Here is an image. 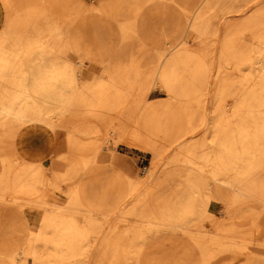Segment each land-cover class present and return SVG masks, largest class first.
<instances>
[{"label": "bare ground", "instance_id": "6f19581e", "mask_svg": "<svg viewBox=\"0 0 264 264\" xmlns=\"http://www.w3.org/2000/svg\"><path fill=\"white\" fill-rule=\"evenodd\" d=\"M89 1L97 6L94 9L107 15L94 0ZM238 1L115 0L117 9L113 17L119 24L117 31L97 21L92 43L85 49L77 35L73 50L84 55L75 65L65 60L67 35L53 14L47 29L33 25L35 19L31 18L35 31L29 37L25 34L26 26L20 29L16 18L7 23L0 32V128L36 123L56 129L66 121L68 147L61 155L67 163L66 172L61 174L57 164L53 165L51 179L39 176L44 170L26 161L15 164L3 159L0 201L44 199L54 211L44 218L35 236L27 228L19 238L18 230L1 236L0 264H27L26 259L18 260L22 253L33 257L36 263L81 264L97 225L85 218L83 226L76 215L86 217L87 213L97 212L86 187L88 176L101 171L96 158L103 141L117 138L152 154L156 161L193 132L195 115L189 105L200 104L213 74L218 84L210 140L214 154L199 155L197 147L188 146L186 152L180 148L173 159L216 183L208 188L210 194H203L202 181L190 178L187 204L169 202L155 210L149 204L148 192L140 194L137 207L131 212L135 224L124 231L113 228L111 241L104 248L111 249L110 264H170L174 253L166 252L163 246L168 238L172 239L169 234L178 231L176 224L185 221L188 227L184 232L191 242L188 250L198 251L202 258L199 264H210L221 253H228L233 261L243 259V264H258L256 251L247 246L257 237L226 228L210 210L214 201L224 204L225 213L248 201L264 206V5L260 6L264 0H242L246 2L243 8L235 9L231 2ZM44 3L45 9L37 2L28 8L39 10L40 17L42 12L47 16L58 5L57 1ZM254 8L240 25L228 24L230 29L217 68L202 45L191 43L189 36L206 37L214 20L220 22L227 14H241ZM250 30L257 34L254 43L246 45L243 35ZM85 59L104 70L82 84L79 68ZM155 83L169 98L156 106L146 105ZM134 99L142 105L134 117L124 119L120 112L131 106ZM70 112L73 114L67 118ZM99 120L106 124L99 125ZM210 166L213 169L208 170ZM105 169V174L115 176L123 184L117 204L133 192L134 182L139 183V178L147 173L132 178L120 157L111 154ZM62 183L70 190L64 199L60 192ZM44 188L48 192L41 193ZM186 213L189 221L184 219ZM205 223L210 224V230H205ZM40 253L47 257L46 262L39 259Z\"/></svg>", "mask_w": 264, "mask_h": 264}, {"label": "rangeland", "instance_id": "374dc122", "mask_svg": "<svg viewBox=\"0 0 264 264\" xmlns=\"http://www.w3.org/2000/svg\"><path fill=\"white\" fill-rule=\"evenodd\" d=\"M44 1L48 3L53 1L58 2V5L51 8L49 13H47V16H45V12H42L41 16L38 17L39 10L34 12V10L28 8L30 4L37 2V4H42L43 9H45L44 4L46 3ZM94 1L101 8L105 9L107 15L101 14L98 10L94 9L97 6L91 5L92 2L89 0H0V32L3 31L11 19L16 18L20 29L26 26L25 28L28 30L25 34L26 37H29L35 31L33 26L30 25L31 18L35 19L33 25H36L40 29H47L51 27L50 17L53 14V18L58 20L57 22L67 35L66 46L68 47V52L65 60L75 65L80 61V55H84V52L77 54L73 50L77 35L81 37V45L85 49L86 45L92 43V31L97 21H103L114 32L117 31V26L119 25L113 17L115 9H117V7L114 8L115 0ZM244 3L246 2L242 0L234 3L231 2L235 9L243 8ZM263 5L264 1L260 6ZM254 10L256 9L254 8L252 11L248 9L241 14H227L220 22L214 20L211 32L202 39H198L195 35H190L191 43L202 45L208 54H210V57H212L214 66L217 68L220 64L219 60L223 49V41L230 29L228 28V24L230 26L240 25L242 19L250 15ZM178 13L179 11L177 10L176 18L179 17ZM234 32L237 33V31ZM256 34L257 32L251 30L246 31L243 35L244 43L246 45L254 43ZM188 35L189 31L186 32L185 36ZM83 62V66L79 68L82 84H87L102 74L104 70L102 66L87 59L83 60ZM237 75L239 74L237 73ZM216 79V75L213 74L209 87L202 97L200 104L194 103L189 105L190 111L195 115V119L192 122L193 132L181 138L175 148L164 151L156 161L153 160L152 154L117 138H106L103 141L96 160L97 166L101 169L100 172H104V174H100L99 172L96 176L89 175L86 187L89 200L96 204L95 209L97 212L87 213V215L85 214L86 217L82 214L76 215L77 220L83 226L85 218L93 220L97 225L91 246L87 250V256L82 257L81 264H110L108 253L111 252V249L104 248V245L107 241H111L113 228L117 227L118 231H124L135 224V216L131 212L135 211L137 207L136 202L140 199V194L148 192L149 204L155 210L158 205L169 202L187 204L191 195L188 178L202 181L203 194H210L211 190H208V188L213 187L216 183L202 178L195 168H187L182 164L173 162V159L180 152V148H185L184 152H186L188 146L197 147L199 155L206 153L214 154L210 140L214 130V99L218 93ZM168 98V94L161 85L155 83L147 97L148 102L146 105L156 106L167 101ZM137 104L138 102H135L134 99L131 106L129 105L130 108H128L129 106L124 108L120 112V115L124 119H131L132 115L134 117L137 113L138 107L142 105ZM72 114L73 112H70L66 117L70 118ZM106 119L108 120V118ZM98 122L101 126L106 124L104 120H99ZM67 124L66 121L61 122L59 123L60 127L56 129L36 123L13 128H0V137L5 136L7 138H0V141L4 142L0 143V174H2L4 168L3 159L15 164L26 161L35 167H40L44 171L39 176L47 179H51L53 175L51 169L53 165L57 164V169L62 172L61 174L65 173L67 163L61 159V155L65 153L68 147ZM87 140L91 141V138ZM110 154L113 157H120L123 168L132 178L140 173L147 172L139 178V183L133 181V192L124 200L122 199L119 204H117V195L124 189L123 184H119L115 176L105 174V172L107 173L105 168L109 165ZM207 169L211 170L213 168L210 166ZM152 171L153 173L149 174ZM80 183L82 182L80 181ZM68 188L67 184H61L60 192L62 199L70 193ZM40 191L41 193L44 191L48 192L46 188ZM149 204L144 203V205ZM145 208L149 209L147 206ZM210 210L219 220L223 221L226 228L236 229L244 235L254 234L257 238L247 243V246L249 250L256 251L255 256L259 260L258 264H264V206L257 201H248L235 206L231 213H225L224 204L214 201ZM52 211H54V207L47 205L44 199L32 202L23 200L0 201V239L11 230L20 231L16 235V238H19L25 234L26 228L29 234L35 236L41 229L44 218ZM140 211L138 207L136 212L139 213ZM184 219L189 221L191 218L186 213ZM176 225L179 227L175 233L176 235L169 234V236H172V239L168 238L165 241L167 245L163 246L166 252L174 253L169 260L170 264H199L202 258L198 254V251L188 250L191 242L187 233L184 232L188 227L187 223L184 221ZM204 227L206 231L210 230L209 223H205ZM49 252L54 251L49 250ZM24 259H26L27 264H44L36 263L33 257L25 253L18 256V260ZM39 259L46 262L47 257L40 253ZM210 264H243V259L233 261L228 253H221L216 255Z\"/></svg>", "mask_w": 264, "mask_h": 264}]
</instances>
